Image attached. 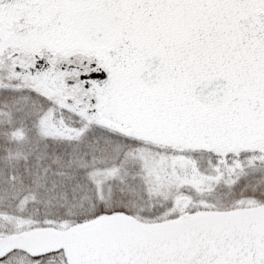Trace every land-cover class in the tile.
Instances as JSON below:
<instances>
[{
	"label": "snow or ice",
	"instance_id": "1",
	"mask_svg": "<svg viewBox=\"0 0 264 264\" xmlns=\"http://www.w3.org/2000/svg\"><path fill=\"white\" fill-rule=\"evenodd\" d=\"M0 264H264V0H0Z\"/></svg>",
	"mask_w": 264,
	"mask_h": 264
}]
</instances>
